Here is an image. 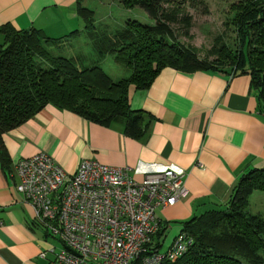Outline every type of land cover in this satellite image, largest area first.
I'll return each mask as SVG.
<instances>
[{
    "label": "crops",
    "instance_id": "0c3cea01",
    "mask_svg": "<svg viewBox=\"0 0 264 264\" xmlns=\"http://www.w3.org/2000/svg\"><path fill=\"white\" fill-rule=\"evenodd\" d=\"M4 25L35 28L52 39L74 33L72 42L86 33L76 0H0V28ZM120 75L123 78L124 72ZM127 95L130 109L145 113L139 137L127 134L122 123L101 125L52 105L3 135L0 264H46L38 255L50 247V237L16 192L13 168L39 152L68 174H74L84 159L131 167L137 181L170 166L184 170L185 196L156 211L167 223V248L181 233V223L224 209L239 178L264 166V116L258 112L249 75L165 67L149 87L130 86Z\"/></svg>",
    "mask_w": 264,
    "mask_h": 264
},
{
    "label": "trees",
    "instance_id": "16d2710c",
    "mask_svg": "<svg viewBox=\"0 0 264 264\" xmlns=\"http://www.w3.org/2000/svg\"><path fill=\"white\" fill-rule=\"evenodd\" d=\"M76 0L91 50L102 59L129 70L112 80L99 64H85L82 50L72 52V36L52 39L31 28H0V160L6 164L3 135L32 118L47 105L71 110L91 122L123 124L134 137L142 135V111L129 107L128 88L146 89L165 67L191 72L247 74L264 116V0H233L225 23L233 38L216 39L208 50L178 41L191 39L190 0H110L125 9L141 8L153 21L126 19L112 35L97 33L93 10ZM191 2H193L191 0ZM194 5V3H193ZM77 31H75V34ZM105 46H107L105 48ZM67 50L71 56H66ZM97 60V59H96ZM12 171V168L11 170ZM264 192V166L245 172L222 210H212L181 223L190 240L185 253L160 264H264V216L247 211L253 192ZM167 223L153 237L161 247ZM45 230V229H44ZM46 236L48 234L45 231Z\"/></svg>",
    "mask_w": 264,
    "mask_h": 264
},
{
    "label": "built area",
    "instance_id": "2783aa9c",
    "mask_svg": "<svg viewBox=\"0 0 264 264\" xmlns=\"http://www.w3.org/2000/svg\"><path fill=\"white\" fill-rule=\"evenodd\" d=\"M13 168L34 222L60 244L39 253L46 264H160L190 244L179 233L166 250L153 249L162 223L156 211L185 196L184 170L170 166L137 181L131 167L84 159L68 174L44 152Z\"/></svg>",
    "mask_w": 264,
    "mask_h": 264
},
{
    "label": "rangeland",
    "instance_id": "374dc122",
    "mask_svg": "<svg viewBox=\"0 0 264 264\" xmlns=\"http://www.w3.org/2000/svg\"><path fill=\"white\" fill-rule=\"evenodd\" d=\"M184 6L186 13L192 18V25L189 31L191 39L183 36L178 37V41L185 45H193L203 50H208L215 44L218 37L233 38L234 34L231 29L225 24L230 16L229 5L233 0H192ZM194 3V5H193ZM84 5L93 10L95 13L94 24L97 33H104L106 36L113 34L115 30L122 28L126 19H134L143 24H153V21L141 8L125 9L118 2L110 0H85ZM74 49L82 50V53L87 55L85 64H99L104 72L112 79H121L119 73L124 72V76L128 77L129 70L116 62L110 55L103 59L96 55L91 50L90 41L85 37V34L77 41L72 42ZM107 46H105L106 48ZM72 52L78 51L70 49ZM66 52V56H71V51ZM97 59V60H96ZM127 73V75H126ZM260 193V194H259ZM262 195V196H261ZM264 192H257L254 196H250L249 207L247 211L252 214L264 216ZM165 235L160 239V251L167 249L166 243L163 244ZM164 238V239H163ZM50 246L59 248L60 244L53 238H49Z\"/></svg>",
    "mask_w": 264,
    "mask_h": 264
}]
</instances>
